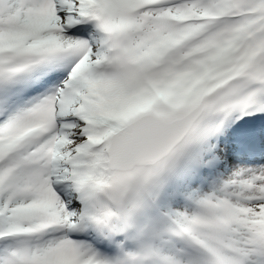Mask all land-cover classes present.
<instances>
[{"label": "snow or ice", "instance_id": "1", "mask_svg": "<svg viewBox=\"0 0 264 264\" xmlns=\"http://www.w3.org/2000/svg\"><path fill=\"white\" fill-rule=\"evenodd\" d=\"M0 264H264V0H0Z\"/></svg>", "mask_w": 264, "mask_h": 264}]
</instances>
